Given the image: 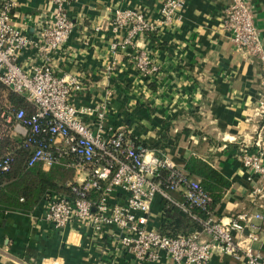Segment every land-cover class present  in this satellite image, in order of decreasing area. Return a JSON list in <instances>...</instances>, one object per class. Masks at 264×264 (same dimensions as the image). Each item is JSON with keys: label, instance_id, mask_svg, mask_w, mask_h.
<instances>
[{"label": "crops", "instance_id": "crops-1", "mask_svg": "<svg viewBox=\"0 0 264 264\" xmlns=\"http://www.w3.org/2000/svg\"><path fill=\"white\" fill-rule=\"evenodd\" d=\"M244 1L264 44V0ZM230 3L185 0L181 18L171 28L141 37L137 48L151 51L160 68L156 75L146 77L135 64L137 48L113 51L112 45L121 35L108 28L120 8L138 10L152 22L158 21L163 0H75L67 11L73 29L56 54L53 69L60 77L78 79L82 89L70 97L75 107L97 110L106 104V126L124 129L129 137L182 169L191 158H198L224 175L231 184L213 216L228 220L247 213L259 235L254 248L264 257V222L254 217L256 212H264V193H254L263 181L239 157L241 147L253 143L264 129V111L257 115L262 70L260 61L239 51L224 28ZM52 9L49 0H18L13 22L36 38L38 21ZM40 62L34 46L24 49L18 58L25 70ZM8 92L12 91L1 94V110L12 106ZM82 118L92 125L96 119L94 115ZM0 119L3 152L7 143L21 137L14 130V121ZM38 165L46 172L51 169ZM46 210L44 195L31 209L0 202V264H173L165 252L150 262L136 261L127 254L118 256L111 234L97 233L79 221L55 228L45 219ZM163 212V201L157 197L151 225L161 228ZM211 263L247 264L244 258L219 252Z\"/></svg>", "mask_w": 264, "mask_h": 264}, {"label": "built area", "instance_id": "built-area-1", "mask_svg": "<svg viewBox=\"0 0 264 264\" xmlns=\"http://www.w3.org/2000/svg\"><path fill=\"white\" fill-rule=\"evenodd\" d=\"M49 1L53 9L38 21L40 34L36 38L23 33L13 22L18 0H2L0 4V82L34 107L30 116L24 109L0 107V118L14 121L16 134L31 154L27 168L38 164L48 169L61 165L75 172L73 180L66 183L69 194L51 190L45 195V219L58 229L79 221L97 233L111 234L115 253L130 255L139 262L155 261L165 252L173 264H212V256L219 252L244 258L247 264H264L262 253L254 248L259 238L257 227L247 213L228 220L216 219L212 214L202 221V230L187 235L171 236L151 225L157 197L162 199L164 208L173 205L195 219L190 207L206 209L212 198L203 189L200 178L132 139L124 129L106 126V104L95 110L77 108L70 102L72 93L82 88L76 77L56 75L53 62L72 32L73 23L67 11L75 0ZM184 5L185 0H163L156 22L138 10L116 9L108 29L121 38L113 43L112 50L137 48L141 37L171 28L181 18ZM223 25L231 33L236 48L261 63L259 115L264 111V44L250 6L244 0H231ZM32 46L41 62L25 70L18 64V58ZM135 64L146 77L160 71L151 51L144 48H137ZM82 115H94L93 125L86 123ZM252 146L258 150L249 152ZM241 151L242 161L263 181V186L254 191L262 195L264 129ZM13 162L10 154H0V172H9ZM172 191L184 192L190 204L177 201ZM254 217L264 222V212H256Z\"/></svg>", "mask_w": 264, "mask_h": 264}, {"label": "trees", "instance_id": "trees-1", "mask_svg": "<svg viewBox=\"0 0 264 264\" xmlns=\"http://www.w3.org/2000/svg\"><path fill=\"white\" fill-rule=\"evenodd\" d=\"M8 93L13 108L24 109L29 116L34 113L33 105L22 96L14 92ZM7 145L9 147L0 154H10L14 162L9 172H0V202L2 204L31 209L48 191L70 193V188L66 186V183L73 180L74 170L61 165L54 166L47 172L40 165L27 168V160L31 154L23 147V139L12 140ZM257 150L258 148L254 146L249 152ZM241 156L240 149L239 157ZM186 170L201 179L203 189L211 196L212 201L208 203L206 209L190 207L191 212L196 215V219L173 205L165 206L161 229L171 236L187 235L193 230H202V221L207 220L214 213L215 207L222 200L231 184L212 165L198 158H191L186 165ZM162 177H166L165 172L162 173ZM171 194L177 201L190 204L184 192L172 191ZM21 198L23 201H20Z\"/></svg>", "mask_w": 264, "mask_h": 264}, {"label": "rangeland", "instance_id": "rangeland-1", "mask_svg": "<svg viewBox=\"0 0 264 264\" xmlns=\"http://www.w3.org/2000/svg\"><path fill=\"white\" fill-rule=\"evenodd\" d=\"M6 90V87L0 82V95L2 94L3 95V91ZM19 95V94H18ZM9 96V93H7V98ZM21 96V95H20ZM24 98V97H23ZM25 99V98H24Z\"/></svg>", "mask_w": 264, "mask_h": 264}]
</instances>
